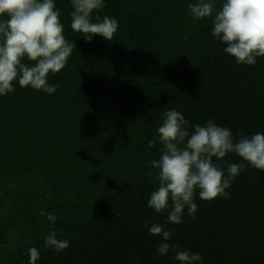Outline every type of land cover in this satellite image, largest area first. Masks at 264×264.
Segmentation results:
<instances>
[{"label":"trees","instance_id":"16d2710c","mask_svg":"<svg viewBox=\"0 0 264 264\" xmlns=\"http://www.w3.org/2000/svg\"><path fill=\"white\" fill-rule=\"evenodd\" d=\"M54 2L76 45L49 73L59 87L47 94L14 81L0 96V264H29L33 247L36 264H179L171 246L199 253L197 264H264V170L248 166L227 198L197 192L196 213L185 209L180 224L147 206L158 182L145 175L161 149L148 142L169 109L189 131L212 120L234 138L264 132V57L237 65L211 19L189 17L195 0H104L99 15L119 27L111 41L91 42L71 29L70 0ZM220 163L244 161L229 154ZM152 223L172 238L150 235ZM54 229L70 241L60 253L44 246Z\"/></svg>","mask_w":264,"mask_h":264},{"label":"clouds","instance_id":"9594fccd","mask_svg":"<svg viewBox=\"0 0 264 264\" xmlns=\"http://www.w3.org/2000/svg\"><path fill=\"white\" fill-rule=\"evenodd\" d=\"M70 4V27L74 32L87 42L96 35L113 39L119 23L113 17L99 15L104 0H70ZM187 7L194 22L211 19L212 36L237 65L253 66L258 57H264V0H221L219 7L217 0H195ZM61 15L54 0H0V96L14 92V81L22 88L30 86L47 94L57 90L58 85L48 83L49 73H59L76 46L64 36ZM163 117L157 135L148 142L149 148L161 144L160 155L150 161L145 175L158 182L147 206L156 213L166 211L167 223H182L185 209L194 216L197 192L201 200L227 198L226 189L248 166L264 170V132H241L234 138L230 129L212 120L189 131V122L176 109L165 111ZM229 154L239 156L244 163L222 166L220 161ZM39 215L43 217L44 211ZM47 219L54 224L57 217L48 213ZM145 227L150 235L161 236L164 241L172 238V231L164 230L162 224ZM57 231L63 230L54 229L46 235L44 246L60 253L70 241L58 238ZM169 248L168 243L159 244L158 255H165ZM171 248L179 264L202 260L199 253ZM28 252L29 264H36L38 249L33 247Z\"/></svg>","mask_w":264,"mask_h":264}]
</instances>
